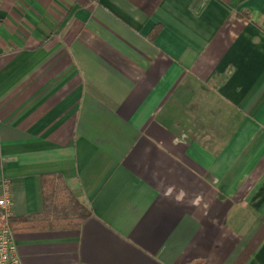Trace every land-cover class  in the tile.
Here are the masks:
<instances>
[{"label": "crops", "instance_id": "obj_1", "mask_svg": "<svg viewBox=\"0 0 264 264\" xmlns=\"http://www.w3.org/2000/svg\"><path fill=\"white\" fill-rule=\"evenodd\" d=\"M44 174L91 216L23 264H264V0H0L15 218Z\"/></svg>", "mask_w": 264, "mask_h": 264}, {"label": "trees", "instance_id": "obj_2", "mask_svg": "<svg viewBox=\"0 0 264 264\" xmlns=\"http://www.w3.org/2000/svg\"><path fill=\"white\" fill-rule=\"evenodd\" d=\"M41 190L44 210L37 215L20 218L13 216L10 226L24 223L34 227L43 224L54 229H79L91 216V209L82 204L70 191L61 175L44 174L41 177Z\"/></svg>", "mask_w": 264, "mask_h": 264}, {"label": "built area", "instance_id": "obj_3", "mask_svg": "<svg viewBox=\"0 0 264 264\" xmlns=\"http://www.w3.org/2000/svg\"><path fill=\"white\" fill-rule=\"evenodd\" d=\"M0 264H23L18 253L14 231L9 220L14 216L12 184L8 180L0 183Z\"/></svg>", "mask_w": 264, "mask_h": 264}]
</instances>
